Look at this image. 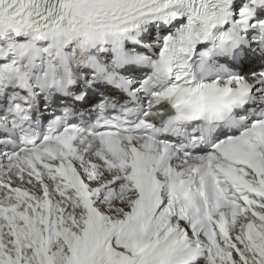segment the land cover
I'll list each match as a JSON object with an SVG mask.
<instances>
[{"label": "snow or ice", "instance_id": "1", "mask_svg": "<svg viewBox=\"0 0 264 264\" xmlns=\"http://www.w3.org/2000/svg\"><path fill=\"white\" fill-rule=\"evenodd\" d=\"M0 264H264V0H0Z\"/></svg>", "mask_w": 264, "mask_h": 264}]
</instances>
